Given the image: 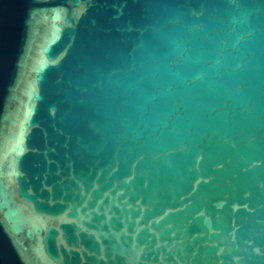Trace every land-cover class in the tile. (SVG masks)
I'll list each match as a JSON object with an SVG mask.
<instances>
[{"label":"water","instance_id":"95a60500","mask_svg":"<svg viewBox=\"0 0 264 264\" xmlns=\"http://www.w3.org/2000/svg\"><path fill=\"white\" fill-rule=\"evenodd\" d=\"M0 264H264V0H0Z\"/></svg>","mask_w":264,"mask_h":264}]
</instances>
